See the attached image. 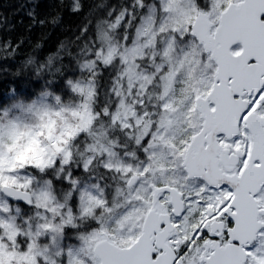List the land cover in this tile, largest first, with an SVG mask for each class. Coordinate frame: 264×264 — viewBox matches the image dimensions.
Returning a JSON list of instances; mask_svg holds the SVG:
<instances>
[{
  "label": "snow or ice",
  "instance_id": "obj_1",
  "mask_svg": "<svg viewBox=\"0 0 264 264\" xmlns=\"http://www.w3.org/2000/svg\"><path fill=\"white\" fill-rule=\"evenodd\" d=\"M0 264H264V0H0Z\"/></svg>",
  "mask_w": 264,
  "mask_h": 264
},
{
  "label": "trees",
  "instance_id": "obj_2",
  "mask_svg": "<svg viewBox=\"0 0 264 264\" xmlns=\"http://www.w3.org/2000/svg\"><path fill=\"white\" fill-rule=\"evenodd\" d=\"M0 91H2V89H0Z\"/></svg>",
  "mask_w": 264,
  "mask_h": 264
}]
</instances>
